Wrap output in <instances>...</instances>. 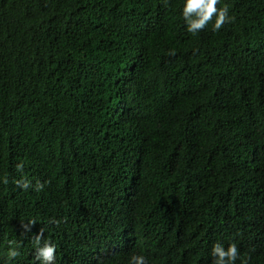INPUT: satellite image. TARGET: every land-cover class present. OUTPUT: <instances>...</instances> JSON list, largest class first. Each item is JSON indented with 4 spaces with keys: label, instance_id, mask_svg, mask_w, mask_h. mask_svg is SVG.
I'll return each instance as SVG.
<instances>
[{
    "label": "trees",
    "instance_id": "trees-1",
    "mask_svg": "<svg viewBox=\"0 0 264 264\" xmlns=\"http://www.w3.org/2000/svg\"><path fill=\"white\" fill-rule=\"evenodd\" d=\"M184 3L0 0V264L33 221L80 244L58 261L94 225L99 264H213L217 242L264 264V0H218L230 19L196 32Z\"/></svg>",
    "mask_w": 264,
    "mask_h": 264
},
{
    "label": "clouds",
    "instance_id": "clouds-1",
    "mask_svg": "<svg viewBox=\"0 0 264 264\" xmlns=\"http://www.w3.org/2000/svg\"><path fill=\"white\" fill-rule=\"evenodd\" d=\"M218 0H185L183 7V15L185 21L188 25L189 32H196L205 27V25L212 20L215 15L216 19L213 24V29H220L226 22L229 20L228 10L226 7L217 9L216 5ZM133 26H125V29H120L118 34L124 36V33H128L129 29L137 26L138 24H144L145 20H140L138 23L133 22ZM153 31V29H151ZM146 32V29L143 30ZM128 38V34H127ZM193 66L190 68L184 69V73L187 76L191 75L193 71ZM23 165L18 164L17 169H22ZM3 183H7V178H3ZM19 186L22 188H28L31 184L30 181H20L18 182ZM127 194H134L135 190L126 191ZM129 204L132 206V216L135 222L137 223H151L154 219V212L156 207L153 204L145 205L144 201L135 199ZM138 207L141 210H137ZM138 211V212H137ZM92 223L97 224V221H91ZM31 225L28 228V238L26 247L23 251L17 250V247L13 244V241H9V251L8 256L10 258L8 264H99L100 261L104 258L109 257L112 253L109 249L106 248L105 243L101 239V233H99V228L102 227L92 225L86 232L84 237V243L90 245V248L87 250V257L82 258L79 261H71L66 259V261H58L57 253L60 252L65 256L66 252H71L74 248L79 246L75 240L72 241L71 245L63 247L61 245L62 238H65V235L70 234L69 229L67 232H56L53 231L49 226L44 222L33 221L30 222ZM1 238L6 239L5 228L0 227ZM20 243L19 241H17ZM213 257V264H235L238 259V249L236 245L230 244L227 248L223 244L217 242L212 246L211 251ZM20 256H26L25 258L18 259ZM131 264H146L145 257L143 255H132ZM182 264V263H179Z\"/></svg>",
    "mask_w": 264,
    "mask_h": 264
}]
</instances>
